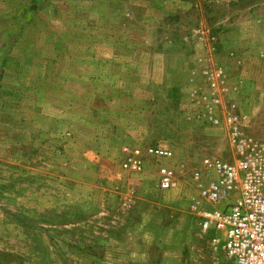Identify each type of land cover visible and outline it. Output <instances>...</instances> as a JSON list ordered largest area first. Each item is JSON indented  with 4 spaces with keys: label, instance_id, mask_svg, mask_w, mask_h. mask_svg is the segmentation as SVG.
Instances as JSON below:
<instances>
[{
    "label": "rangeland",
    "instance_id": "1",
    "mask_svg": "<svg viewBox=\"0 0 264 264\" xmlns=\"http://www.w3.org/2000/svg\"><path fill=\"white\" fill-rule=\"evenodd\" d=\"M252 5L264 14V0H0V264H99L152 239L172 245L170 263L232 264L196 228L192 205L209 207L192 174L204 158L231 160L227 115L264 144V58L244 62L257 90L238 88L241 71L209 85L207 56L226 44L211 38ZM179 45L200 55L181 107L178 87L157 84L181 81L183 60L150 55ZM160 146L171 161L121 169L123 148ZM161 164L172 191L157 186Z\"/></svg>",
    "mask_w": 264,
    "mask_h": 264
},
{
    "label": "built area",
    "instance_id": "2",
    "mask_svg": "<svg viewBox=\"0 0 264 264\" xmlns=\"http://www.w3.org/2000/svg\"><path fill=\"white\" fill-rule=\"evenodd\" d=\"M219 72H210V88L218 86ZM213 95V94H212ZM217 106V99L211 100ZM213 124L217 117H209ZM231 160L204 158L193 174L198 196L209 208L192 205L202 233H214L212 243L221 244L232 264H264V144L240 130L234 115H227ZM123 171L139 173L145 159L171 160L173 153L163 147L123 148ZM161 191L177 187L175 172L161 164L157 168ZM201 205V204H200Z\"/></svg>",
    "mask_w": 264,
    "mask_h": 264
},
{
    "label": "crops",
    "instance_id": "3",
    "mask_svg": "<svg viewBox=\"0 0 264 264\" xmlns=\"http://www.w3.org/2000/svg\"><path fill=\"white\" fill-rule=\"evenodd\" d=\"M249 8H250L249 17L245 18L243 20L244 22L242 21V24L238 23L237 25L235 24V26L233 24H229V27L231 28V30H228L226 33L221 34V35L217 34L216 36H213L211 38L212 40L215 39L219 41V36H221L222 41L226 43L221 48L218 47L217 51L214 49L211 50V54L207 56V58L210 59L211 64H214L216 65L215 67H217L212 72L220 73L219 81L217 84L218 86H221L222 84H224V74L225 73H228V72L235 73L237 71L239 72L241 71L244 74V78H242V80L239 82L240 84V86L238 87L239 89L244 90V91H249L255 88L257 90L259 89L257 85H262V81L257 82L256 83L257 85H256L253 79L247 77L249 74H257L259 71L255 69L254 67L249 68V65L246 66V64L244 63L246 59L250 60L251 57L260 59L261 61L264 58V14H260L259 16L255 15L256 6L254 5L250 6ZM179 39H180L179 41L181 40L186 41L187 45H189L190 40L201 41L202 37L195 35L194 37H191V38L188 36H185ZM169 41H172L171 38H169ZM179 46L181 49L179 48L180 49L179 51H174L176 53L170 54V51L151 50V52L153 51V53L150 55L151 56H161L163 59L168 58V57H176L177 59V56H179V58L183 60L182 61L183 64L181 66L179 65L182 71V78H183L181 81L173 80V81H168L165 83L162 82L160 84H157L163 87L166 84L169 89L178 87L179 88V98H178L179 100L178 99L177 100L180 103V107H181V104H182L181 95H183L184 97V92L188 91L187 96H189V91L192 88H194V82L190 80V77L192 73L196 72L195 69H198V63L196 62V59L200 58V55H196L195 53L196 51L193 52L192 49H186L184 47L182 48V45H179ZM240 46H242V49L238 50ZM241 60H244V61L242 62ZM194 61L195 63H193ZM201 61L203 63V59H201ZM263 67L264 66H261L259 68H263ZM177 70H178V67H177ZM161 71L162 73H166V72L170 73L167 67V64H163L161 66ZM151 84L154 86L156 85V83L155 84L151 83ZM181 84H182V87H181ZM182 90H183V94H182ZM100 98H102L101 100L104 102L103 107L105 108V106H107L106 103L108 100L104 99L102 95L100 96ZM163 98L166 102V103L164 102V106L167 109L170 108L169 112L171 114L173 111L170 106L172 102H175V100L171 97H168V98L163 97ZM167 102H169V104ZM89 123L90 121L88 120L86 124H89ZM112 128H113V125H112ZM87 130H90V129H87ZM117 133H119L118 130H117ZM163 148L167 149V147H164V146ZM171 160H168V161H171ZM164 161H167V160H164ZM195 182L197 186V181ZM169 191H172V190H169ZM195 225H196V228L200 231L198 227L197 219L195 221ZM171 246L172 245H170L168 241L161 242L160 244H156L153 242V239L151 242H146L142 244H139V243L135 244L133 242V244L131 245V249H129V250H132L131 252L124 253V256L123 255H113L112 256L111 253L109 255L107 251L105 256H103V254L101 253L100 258L98 259V263L99 264H174V263H170V260L168 257L169 251L173 249ZM179 264H185V263L181 260Z\"/></svg>",
    "mask_w": 264,
    "mask_h": 264
}]
</instances>
